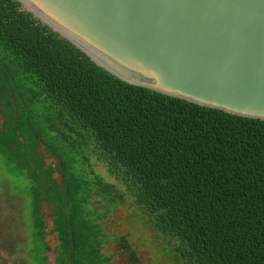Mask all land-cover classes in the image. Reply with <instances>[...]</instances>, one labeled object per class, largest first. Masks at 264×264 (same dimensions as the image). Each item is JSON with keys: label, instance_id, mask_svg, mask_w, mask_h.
<instances>
[{"label": "trees", "instance_id": "trees-1", "mask_svg": "<svg viewBox=\"0 0 264 264\" xmlns=\"http://www.w3.org/2000/svg\"><path fill=\"white\" fill-rule=\"evenodd\" d=\"M0 116V155L27 180L38 263L45 208L57 264H108L100 220L132 202L182 264H264V120L130 84L18 0H0Z\"/></svg>", "mask_w": 264, "mask_h": 264}, {"label": "water", "instance_id": "water-1", "mask_svg": "<svg viewBox=\"0 0 264 264\" xmlns=\"http://www.w3.org/2000/svg\"><path fill=\"white\" fill-rule=\"evenodd\" d=\"M134 85L264 120V0H18Z\"/></svg>", "mask_w": 264, "mask_h": 264}, {"label": "rangeland", "instance_id": "rangeland-1", "mask_svg": "<svg viewBox=\"0 0 264 264\" xmlns=\"http://www.w3.org/2000/svg\"><path fill=\"white\" fill-rule=\"evenodd\" d=\"M46 162L55 167L53 175L62 182L58 160L48 154ZM92 169L103 179L118 183L103 163L94 162ZM12 172L0 155V264H40L32 236L30 201L22 191L27 180ZM91 202L98 204L99 197L93 195ZM43 213L46 264H57L59 241L52 230V215L48 208ZM100 223L102 253L108 264H182L172 251V239L154 231L146 213L132 202L114 209Z\"/></svg>", "mask_w": 264, "mask_h": 264}]
</instances>
